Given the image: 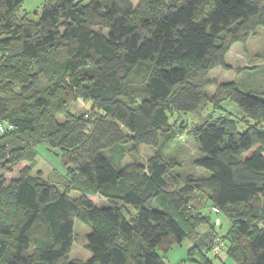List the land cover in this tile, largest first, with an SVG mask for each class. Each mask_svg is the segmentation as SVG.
I'll use <instances>...</instances> for the list:
<instances>
[{"label":"trees","instance_id":"16d2710c","mask_svg":"<svg viewBox=\"0 0 264 264\" xmlns=\"http://www.w3.org/2000/svg\"><path fill=\"white\" fill-rule=\"evenodd\" d=\"M23 1L0 0V123L11 125L0 136L25 138L12 161L0 147V264H165L185 239L193 260L213 264L210 206L229 221L227 258L264 264V100L208 76L231 69V46L264 27V0H44L37 19L19 15ZM78 99L90 115L70 111ZM225 100L246 129L227 111L193 127V164L209 175L182 183L168 162L178 134L168 113ZM41 143L62 149L78 198L31 174ZM124 145L153 149L146 173L115 165ZM75 218L91 229L86 260L69 258Z\"/></svg>","mask_w":264,"mask_h":264},{"label":"rangeland","instance_id":"374dc122","mask_svg":"<svg viewBox=\"0 0 264 264\" xmlns=\"http://www.w3.org/2000/svg\"><path fill=\"white\" fill-rule=\"evenodd\" d=\"M44 0H24L20 6L19 15L26 13L29 17L37 19L40 15L42 3ZM133 7L136 8L138 0H131ZM225 62L231 65V69L223 70L220 67L211 70L208 76L217 77L218 82H234L237 87L244 92H252L264 100V27H260L257 34L250 36L247 43H234L225 56ZM215 86L207 88L208 93H213ZM89 105L81 99L72 102L70 111L73 113H84L90 115L91 109ZM231 114L232 119L235 120L237 129L243 131L246 129V120L243 119L241 109L232 101L225 100L220 103L219 107L215 108L211 102H207L197 112H182L171 111L168 113L169 123L174 124L178 131L175 139L171 143L169 160L172 164V171L181 177V182L187 175L191 174L192 177L208 176L209 172L203 168L197 167L193 164V160L200 157L201 154L198 150L196 140L190 135L189 131L209 118L216 119L221 113ZM59 123L65 122V118L58 116ZM123 131H126L123 129ZM25 145V138L15 135L14 133H7L0 136V147L3 148L6 155L11 157L10 148ZM123 158L119 162H114L117 167H127L128 165L138 164L140 169L146 173V164L154 151L151 147L141 145L132 148L130 145H124ZM48 148L46 144L35 145V160L31 169V174L37 172L47 181L57 184L61 189L67 188L70 198H78L81 192L75 189L76 180H69L65 178L66 167L62 162V157L58 147ZM15 156L13 157V159ZM13 160L12 157L10 158ZM24 164H14L10 172L4 173L5 185H8L11 179L18 176L19 170ZM92 202L95 204H106V201L98 194H88ZM127 210L131 214L135 212L134 208L128 205ZM204 213H210L209 208H205ZM124 217L129 218L125 209H122ZM213 217V216H212ZM218 217L221 220L220 227H216L218 234H224L228 227L229 221L223 215ZM207 226H202L201 230L204 231ZM91 231L90 227L78 219H74L73 223V243L69 252L70 259L86 260L91 256L87 247L86 235ZM192 242L188 239L183 240L181 244H176L168 251L167 255L173 253L186 252L187 248L191 246ZM164 257V256H163ZM167 259V258H166ZM213 264H222L217 259L212 261ZM225 264H233L232 260L227 258Z\"/></svg>","mask_w":264,"mask_h":264},{"label":"built area","instance_id":"2783aa9c","mask_svg":"<svg viewBox=\"0 0 264 264\" xmlns=\"http://www.w3.org/2000/svg\"><path fill=\"white\" fill-rule=\"evenodd\" d=\"M11 128V125L8 124L7 126L3 125L2 123H0V131L1 132H6ZM210 210V213L213 216V223H214V231L212 233V237H213V241L212 244L208 250V255H210L211 257H214L215 259H217L218 261L225 262L226 258H227V254H226V244L225 241L222 238L221 234H218L216 231V227H220L221 225V220L218 217L219 215V209L216 206H210L208 207Z\"/></svg>","mask_w":264,"mask_h":264},{"label":"crops","instance_id":"0c3cea01","mask_svg":"<svg viewBox=\"0 0 264 264\" xmlns=\"http://www.w3.org/2000/svg\"><path fill=\"white\" fill-rule=\"evenodd\" d=\"M229 65V64H228ZM231 66V65H230ZM233 67V66H232ZM211 78H216L215 76H210ZM91 199V198H90ZM206 226V225H204ZM200 231L201 230V227L199 229ZM208 230V227L206 230L204 231H207ZM192 245V244H191ZM191 246H189L187 248V251L188 249L190 248ZM187 251L185 252H180L179 253H173V254H170V255H167L165 254L164 257H163V260L165 262V264H198L195 260H193L187 253ZM167 258V259H166Z\"/></svg>","mask_w":264,"mask_h":264}]
</instances>
